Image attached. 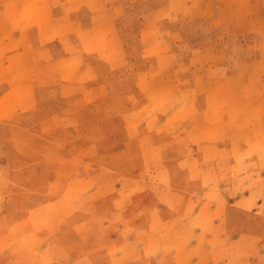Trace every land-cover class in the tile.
Returning <instances> with one entry per match:
<instances>
[{
    "label": "rangeland",
    "instance_id": "rangeland-1",
    "mask_svg": "<svg viewBox=\"0 0 264 264\" xmlns=\"http://www.w3.org/2000/svg\"><path fill=\"white\" fill-rule=\"evenodd\" d=\"M164 3L44 2L46 62L90 76L43 67L34 110L0 120V264L256 262L264 35Z\"/></svg>",
    "mask_w": 264,
    "mask_h": 264
},
{
    "label": "crops",
    "instance_id": "crops-1",
    "mask_svg": "<svg viewBox=\"0 0 264 264\" xmlns=\"http://www.w3.org/2000/svg\"><path fill=\"white\" fill-rule=\"evenodd\" d=\"M45 1L0 0V85L4 86L0 91V120H17L21 115L34 110V83L39 77H43V67H50L53 77L63 78L71 85L88 83L90 76L88 71L78 70V66L82 67V64L76 51H69L66 55L54 59L48 58L52 60L46 62L42 45L46 33L44 24L50 22L57 26L53 29L57 31V35L63 32L58 22L48 16L50 12L46 9ZM65 1L71 3L90 0ZM189 2L190 4L185 6L184 0H165L159 9L165 11L162 15L181 10L190 16L210 17L213 12L211 10H215L212 2L216 3L218 8L216 16L218 21L229 23L233 33L253 32L264 35V0H189ZM173 3H177L175 7L171 6ZM190 10L197 12L192 15ZM33 25L36 27L38 43L36 46L31 41L30 30ZM67 61L71 64L70 75H65L58 69L63 62H66L67 66L69 64ZM251 264H264V247L256 262Z\"/></svg>",
    "mask_w": 264,
    "mask_h": 264
}]
</instances>
